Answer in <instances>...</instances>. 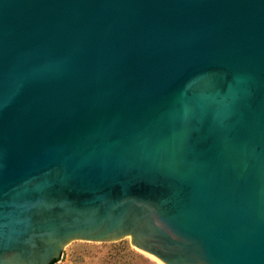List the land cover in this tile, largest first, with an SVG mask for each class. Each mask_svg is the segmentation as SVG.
Masks as SVG:
<instances>
[{
  "label": "water",
  "instance_id": "95a60500",
  "mask_svg": "<svg viewBox=\"0 0 264 264\" xmlns=\"http://www.w3.org/2000/svg\"><path fill=\"white\" fill-rule=\"evenodd\" d=\"M129 238L264 264V0H0V264Z\"/></svg>",
  "mask_w": 264,
  "mask_h": 264
},
{
  "label": "rangeland",
  "instance_id": "374dc122",
  "mask_svg": "<svg viewBox=\"0 0 264 264\" xmlns=\"http://www.w3.org/2000/svg\"><path fill=\"white\" fill-rule=\"evenodd\" d=\"M55 264H160L134 247L130 238L117 244H67Z\"/></svg>",
  "mask_w": 264,
  "mask_h": 264
},
{
  "label": "trees",
  "instance_id": "16d2710c",
  "mask_svg": "<svg viewBox=\"0 0 264 264\" xmlns=\"http://www.w3.org/2000/svg\"><path fill=\"white\" fill-rule=\"evenodd\" d=\"M58 260H53L50 264H55Z\"/></svg>",
  "mask_w": 264,
  "mask_h": 264
}]
</instances>
